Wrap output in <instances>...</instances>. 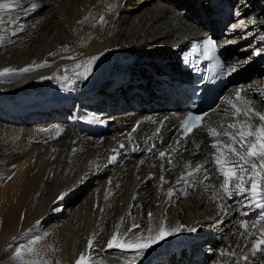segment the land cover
<instances>
[{
	"label": "bare ground",
	"instance_id": "obj_1",
	"mask_svg": "<svg viewBox=\"0 0 264 264\" xmlns=\"http://www.w3.org/2000/svg\"><path fill=\"white\" fill-rule=\"evenodd\" d=\"M0 4H9L8 9H0V71L17 70L0 76V253L5 251L0 264H74L81 253L89 264H133L134 250L109 249L107 242L117 232L118 240L127 242L125 233L132 224L140 226L133 229L138 236H146L148 227L155 234L161 221L167 227L196 230L168 237L135 264H237L228 255L233 251L237 257L248 256L239 264H264V251L251 255L264 221L253 229L256 218L229 210L231 215L222 214L218 205L225 201L218 198L220 192L214 199L212 189L205 191L209 183L215 185L214 178L195 187L176 183L186 165L191 172L204 162L196 156V145L206 142L196 139L173 146V139L164 137L161 145L155 143L148 151L152 133L140 126L132 132L141 117L132 109L116 115L121 128L99 135H85L60 112L35 109L53 96H39L42 89L71 95L79 87L108 78L110 64L124 55L134 59L133 77L134 70H144L141 64L149 60L150 52L166 54L170 47L174 51L175 42L196 33L195 24L183 16L184 7L175 0H0ZM256 13L254 30L264 26V1ZM90 56H99L91 75L74 91L66 90L77 78L75 73L84 70L75 65ZM28 66L33 70L19 73ZM103 85L108 87V82ZM97 87L95 95H103L105 90ZM261 101L254 100L252 106L264 111ZM221 120L225 125L231 122L209 118L217 127ZM172 148L169 172L168 157L157 153ZM113 155L116 159L110 160ZM169 189L172 197L167 196ZM242 219L248 221L250 237L240 235ZM93 238L94 252L87 248ZM171 239L177 240L168 244ZM21 245L34 252L25 250L17 258L15 250Z\"/></svg>",
	"mask_w": 264,
	"mask_h": 264
},
{
	"label": "snow or ice",
	"instance_id": "obj_2",
	"mask_svg": "<svg viewBox=\"0 0 264 264\" xmlns=\"http://www.w3.org/2000/svg\"><path fill=\"white\" fill-rule=\"evenodd\" d=\"M15 0H10V3H14ZM9 4H0V9H8ZM239 15V13H237ZM104 18L101 17L100 21L103 22ZM251 24H255V20L249 21ZM247 25L241 20L238 25H232L233 30L240 28L244 29ZM251 35V33H248ZM264 40V37H261ZM67 46H65L66 48ZM217 45L216 41L206 38L203 41L202 55L207 59L215 58L217 60V65L223 69V74H231L236 68L233 65H228L227 67L223 62L219 60L216 56ZM254 54L261 55L260 49H253ZM50 55H55L50 53ZM102 55V53H101ZM69 59H72L69 57ZM99 59V56H90L85 61H82L75 65L76 69L83 68L82 72H76V79L72 82V87L66 89L69 91H74L76 86L87 80L89 75L92 73V68L95 62ZM47 65V62H45ZM45 65H35V67H41ZM33 70V66H28L19 69V73H28ZM17 72L16 69L5 68L0 71V76L12 75ZM46 77H42L45 79ZM224 102L229 105V107L218 109L213 108L211 111L213 113L218 110L223 114V117L228 118L231 122L224 124L223 120L218 123V127H212L210 124L202 123L205 117H208L210 113L204 111L201 114H194L189 112L186 118L183 119L182 125L180 127V137L177 139V143L182 140L187 142L191 139V135L194 130L196 132H204L210 141L207 147L213 149V152L209 155L208 153H201V145H196L197 153L204 155L205 160L202 164L198 163L195 165L191 172H187L189 165L185 166V172H183L180 178L176 181L177 184L183 183L188 185V187H195L198 183H203V181H211L216 175L223 178V182L219 184L218 188L215 185L209 183L205 186V191L209 189L213 191V198H217V192H222L223 195L218 198L221 200L234 201L236 206V211L239 212L240 209H250L256 213V220L253 222V229L264 221V111L257 110L252 106V102L243 99L241 96V91L237 90L235 93V101L230 100L225 97ZM264 103V101H261ZM139 125L133 127L132 132H135ZM219 129V130H218ZM158 134V131H157ZM131 138V133L128 134ZM203 143V142H202ZM124 144L121 143L119 148H124ZM155 145L148 149V151H153ZM186 150V149H185ZM113 152L117 153L116 149ZM158 156L160 158L166 157L167 153L165 151H159ZM110 160H115L116 155L109 158ZM191 163V162H190ZM169 172L173 171L172 159L168 157ZM163 168V163L161 164ZM199 176L201 179L196 181L193 177ZM164 180V177H160ZM184 194H187L186 192ZM168 197L173 196V189H169L167 193ZM62 198V197H61ZM222 210V214L231 215L232 213L228 211L232 207L231 204H220L218 205ZM248 211L240 212L241 216H248ZM148 217L151 218L153 213L149 212ZM40 222L37 221V224ZM239 226L244 229L240 235L245 238V233L247 236H251L253 233L248 231V221L241 220ZM139 225L132 224L130 228L127 229L125 233L128 236L127 242L123 240H118V235L114 234L110 240L107 242V248H118L121 250H134L135 256L133 257V264L137 258L142 257L148 249L154 245L164 241L168 237L177 234L180 231L188 230L195 231V228L186 229L184 225H179L177 227H167L164 221H161L158 229L153 234V229L151 227L147 228V235L144 236L136 235L133 229H139ZM33 231V230H29ZM259 232L261 236L259 239L253 240L251 255L256 257V253L264 251V228H260ZM130 234V235H129ZM15 239V238H14ZM39 240V237L37 238ZM35 243V241L33 242ZM94 238L88 240L87 248L90 251H95L93 248ZM239 246V245H238ZM246 246V245H245ZM34 252V249L27 248L21 245L15 250V255L17 258H22L24 251ZM213 251V250H209ZM221 254L224 253L223 249H220ZM229 256L237 259V264H239L240 259L248 261V256L243 255L242 257H237L235 251L228 253ZM47 264H52L51 261ZM59 264V262H57ZM74 264H89L88 257L84 253H81L79 257L75 260Z\"/></svg>",
	"mask_w": 264,
	"mask_h": 264
},
{
	"label": "rangeland",
	"instance_id": "obj_3",
	"mask_svg": "<svg viewBox=\"0 0 264 264\" xmlns=\"http://www.w3.org/2000/svg\"><path fill=\"white\" fill-rule=\"evenodd\" d=\"M150 53H152V52H150ZM146 56V55H145ZM125 60H129V56H127V55H124V57L122 58V59H116V60H114L110 65H112V66H110V67H108V69H111L112 67H114L115 65L117 66V65H120L123 61H125ZM114 64V65H113ZM109 66V65H108ZM99 77V76H98ZM108 78L106 77V78H100V79H97V80H95L94 81V83H96V82H100V84L102 83V82H104V81H106ZM54 92H58V90H56V89H49V88H47V89H42V91L41 92H39L38 93V95L39 96H41V97H46L47 95H52ZM54 97V96H53ZM175 240H177V239H171L169 242H168V244L170 243V242H173V241H175ZM4 256H5V251H3V252H1L0 253V261L4 258Z\"/></svg>",
	"mask_w": 264,
	"mask_h": 264
}]
</instances>
